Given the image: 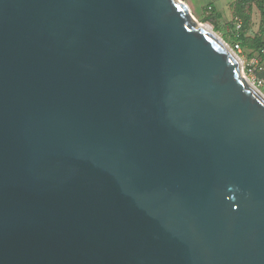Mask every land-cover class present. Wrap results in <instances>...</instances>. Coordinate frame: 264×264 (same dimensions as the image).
I'll use <instances>...</instances> for the list:
<instances>
[{"label": "water", "instance_id": "1", "mask_svg": "<svg viewBox=\"0 0 264 264\" xmlns=\"http://www.w3.org/2000/svg\"><path fill=\"white\" fill-rule=\"evenodd\" d=\"M180 0H0V264H264V92Z\"/></svg>", "mask_w": 264, "mask_h": 264}, {"label": "rangeland", "instance_id": "2", "mask_svg": "<svg viewBox=\"0 0 264 264\" xmlns=\"http://www.w3.org/2000/svg\"><path fill=\"white\" fill-rule=\"evenodd\" d=\"M186 3L197 24H203L213 30L229 46L230 35L234 34L239 21L243 23L245 42L241 43V53H238L241 61V73L247 78L249 65L256 68V75L264 82L263 63L264 51L259 50L258 45L263 43L264 38V0H180ZM244 7L241 4H244ZM215 6L212 12L209 5ZM241 6L242 8H240ZM252 82V81H251ZM264 92V84L259 87Z\"/></svg>", "mask_w": 264, "mask_h": 264}, {"label": "built area", "instance_id": "3", "mask_svg": "<svg viewBox=\"0 0 264 264\" xmlns=\"http://www.w3.org/2000/svg\"><path fill=\"white\" fill-rule=\"evenodd\" d=\"M209 9H211V7H209ZM241 25H240V23H238V25H237V28H239ZM236 37H238L239 35H238V33H236V35H235ZM230 47L232 48V50L234 51V52H236L237 54L238 53H241V50H242V47H241V43L239 42V41H236V42H234V43H231V45H230ZM239 56V55H238ZM261 69H263L264 68V62L263 63H261V67H260ZM247 72H248V74L250 75V77H251V79L248 77V79H249V81L253 84V85H255L256 87H260V86H262L263 84H264V82H263V80L262 79H260L257 75H256V68L254 67V66H252V65H249L248 66V68H247Z\"/></svg>", "mask_w": 264, "mask_h": 264}, {"label": "trees", "instance_id": "4", "mask_svg": "<svg viewBox=\"0 0 264 264\" xmlns=\"http://www.w3.org/2000/svg\"><path fill=\"white\" fill-rule=\"evenodd\" d=\"M240 1H242V0H240ZM244 1H246V0H244ZM245 4H247V2L244 3V4H241V3H240V5H242L243 7H244ZM209 6L211 7V11H212V12H213V11H214V12L216 11V9L214 8V6H213L212 4H210ZM239 7L242 8L241 6H239ZM208 8H209V7H208ZM243 28H244V25H243V23H242L241 27H240L237 31L234 30L235 33H234V34L232 33V35H230L231 43H234V42H236V41H239L240 43H244V42H245L244 33H243ZM236 33H238V35H239L238 37L235 36ZM258 48H259V50L262 49V52H263V50H264V44H263V43H260V44L258 45ZM263 60H264V58H263Z\"/></svg>", "mask_w": 264, "mask_h": 264}, {"label": "bare ground", "instance_id": "5", "mask_svg": "<svg viewBox=\"0 0 264 264\" xmlns=\"http://www.w3.org/2000/svg\"><path fill=\"white\" fill-rule=\"evenodd\" d=\"M204 27H205L206 29H208L209 31H212L209 27H207V26H205V25H204ZM213 33H214V32H213ZM246 81H247V84L249 83L250 86H253L252 83H251L249 80L246 79ZM253 87H254V86H253Z\"/></svg>", "mask_w": 264, "mask_h": 264}, {"label": "crops", "instance_id": "6", "mask_svg": "<svg viewBox=\"0 0 264 264\" xmlns=\"http://www.w3.org/2000/svg\"><path fill=\"white\" fill-rule=\"evenodd\" d=\"M213 6H214V5H213ZM209 7H210V6H209ZM214 8H215V6H214ZM215 9H216V8H215ZM236 22H237V25H238V23H240V25H242V23H241V22H239V21H236ZM240 27H241V26H240ZM240 27H239V28H240ZM239 28H237V26H236V28H235V29H237V30H238ZM237 30H236V31H237ZM262 40H263V42H264V38H263ZM263 51H264V50H263ZM263 62H264V60H263Z\"/></svg>", "mask_w": 264, "mask_h": 264}]
</instances>
